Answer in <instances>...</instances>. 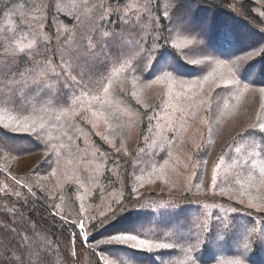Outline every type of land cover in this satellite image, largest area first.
I'll list each match as a JSON object with an SVG mask.
<instances>
[{
    "label": "trees",
    "instance_id": "obj_1",
    "mask_svg": "<svg viewBox=\"0 0 264 264\" xmlns=\"http://www.w3.org/2000/svg\"><path fill=\"white\" fill-rule=\"evenodd\" d=\"M11 13L0 108L35 131L0 123V152L33 158L0 160V264L17 246L31 264H264V131L228 127L236 92L264 88V4L0 0ZM220 60L234 83L207 80ZM120 234L173 247L99 243Z\"/></svg>",
    "mask_w": 264,
    "mask_h": 264
},
{
    "label": "rangeland",
    "instance_id": "obj_2",
    "mask_svg": "<svg viewBox=\"0 0 264 264\" xmlns=\"http://www.w3.org/2000/svg\"><path fill=\"white\" fill-rule=\"evenodd\" d=\"M259 3L261 2L264 4V0H258ZM15 24V16L14 14L5 15V18L2 23H0V32L7 31L9 29H12V27ZM35 41L34 37H27V34H23L22 36H18L14 38V43L20 47L24 48L27 45L33 44ZM246 56H238L235 58V62H240L244 60ZM230 65H227V67H217V63H214L211 74L208 76L207 80L215 83H227V81L232 80V77L230 76L229 69ZM260 88H254V87H247V90L245 87L241 89V91L236 92V102L235 105L237 106V109L235 113L231 115V117L228 119V127L231 125V129H237L240 125H251L253 122L259 118L260 123H264V94H262L260 91ZM235 91V90H234ZM235 96V97H236ZM242 114V118H237L238 123L235 121V116H239ZM244 114V115H243ZM260 114V116H258ZM0 123L3 125L23 130L26 126H31L29 124L28 120L25 119H17L9 113H7L5 110L0 108ZM233 127V128H232ZM258 159V158H257ZM0 160L5 164V167L9 168L10 170L17 171V172H24L27 169H30L32 166L33 158L30 156L21 157V158H15V157H9L4 155L0 152ZM257 163L260 166H264V159L257 160ZM8 174L9 171H7ZM156 183V186H159L160 183L153 182V183H147V185H152ZM234 194V193H232ZM234 196V195H232ZM235 197V196H234ZM240 200L243 201L242 196L239 197ZM253 205L256 206L255 202H252ZM80 225V223H79Z\"/></svg>",
    "mask_w": 264,
    "mask_h": 264
},
{
    "label": "snow or ice",
    "instance_id": "obj_3",
    "mask_svg": "<svg viewBox=\"0 0 264 264\" xmlns=\"http://www.w3.org/2000/svg\"><path fill=\"white\" fill-rule=\"evenodd\" d=\"M105 36H108L107 33L104 34ZM187 43H192L191 40H188ZM89 47L91 48L92 45L91 43L89 44ZM162 58L166 61L167 57L164 56V54H162ZM99 58L97 57L96 59L90 60L86 63L85 65V69L86 70H91V68H93L95 66V63L97 62ZM211 59V58H209ZM228 62L225 60H220L217 61V67H227ZM71 67V66H69ZM230 72L232 71L231 68L228 69ZM167 73H165V76L167 77ZM69 79L74 80V77L69 76ZM162 82V81H161ZM227 83H234V81L229 80L227 81ZM171 87V85H170ZM245 89L247 90V85H245ZM105 91H107V89H105ZM262 94H264V88H261L259 90ZM7 103H13L12 100H8ZM250 127H256V125H251ZM259 128L261 131H264V123H260L259 124ZM24 131H35V128H29V127H25L23 129ZM264 182V181H262ZM80 228H84V224L83 222L80 223ZM111 242H119L122 244H131L132 247L134 248H139V249H147L148 251H152L153 249H163V248H171L173 247V245L171 244H164V243H154L153 241L150 240H146V239H140L138 236L136 235H125V234H120V235H113L110 236L109 239L107 241H99L100 244H104V243H111ZM246 247V246H245ZM17 251L19 252V255L17 256L15 253H13V255L15 256V260L12 261V264H17V262H19V264H24L25 260L27 259V264H31V259L29 258V254H30V250L25 248H20L19 246H17ZM75 253H72V255H74ZM5 264H7V262H5ZM193 264H195V261H193ZM231 264H244V261L242 259H236L234 261L231 262Z\"/></svg>",
    "mask_w": 264,
    "mask_h": 264
}]
</instances>
